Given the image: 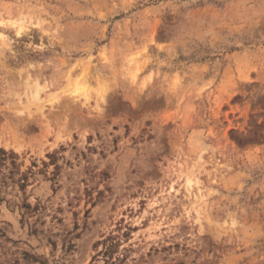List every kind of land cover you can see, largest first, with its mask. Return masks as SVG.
<instances>
[{
  "label": "rangeland",
  "instance_id": "1",
  "mask_svg": "<svg viewBox=\"0 0 264 264\" xmlns=\"http://www.w3.org/2000/svg\"><path fill=\"white\" fill-rule=\"evenodd\" d=\"M0 264H264V0H0Z\"/></svg>",
  "mask_w": 264,
  "mask_h": 264
},
{
  "label": "trees",
  "instance_id": "2",
  "mask_svg": "<svg viewBox=\"0 0 264 264\" xmlns=\"http://www.w3.org/2000/svg\"><path fill=\"white\" fill-rule=\"evenodd\" d=\"M1 152H2L3 154H5V155L7 154L4 150H1Z\"/></svg>",
  "mask_w": 264,
  "mask_h": 264
},
{
  "label": "clouds",
  "instance_id": "3",
  "mask_svg": "<svg viewBox=\"0 0 264 264\" xmlns=\"http://www.w3.org/2000/svg\"><path fill=\"white\" fill-rule=\"evenodd\" d=\"M19 34V33H18Z\"/></svg>",
  "mask_w": 264,
  "mask_h": 264
}]
</instances>
